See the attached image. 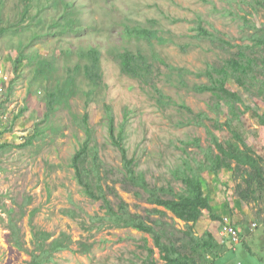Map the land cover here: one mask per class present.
<instances>
[{
	"label": "rangeland",
	"instance_id": "obj_1",
	"mask_svg": "<svg viewBox=\"0 0 264 264\" xmlns=\"http://www.w3.org/2000/svg\"><path fill=\"white\" fill-rule=\"evenodd\" d=\"M69 1L74 6L71 8L72 17L76 13L81 24L87 22L90 27L96 28V32L84 40L97 39L103 47H107V39L112 40L115 45L120 40L119 27H106L102 24L106 22L110 25L109 19H122L119 14L109 15L111 7L124 11L123 15L131 21L147 25L148 19L153 18L158 21L160 29L169 30L174 44L161 47L158 52L167 64L176 69H162L163 79L156 81L157 87L168 96V100L163 104L156 103L150 86L141 85L124 76L118 62L111 60L112 56L104 52L102 62L95 66L90 63L88 67L101 76L99 83L105 89H98L96 94H92V82L81 72L77 79L80 88H76L75 95L71 96L68 103H63L54 114H50V120L46 123L44 114L47 93L54 89L55 81L64 75L60 67L66 64L64 58L58 57L59 69L54 71L49 57L51 54H60L57 50L62 49V44L57 40L63 35L35 38L33 49H36L39 59L35 65L24 61L16 68H13L12 63L17 57L19 37L27 45L38 30L32 26L22 30V33L12 32L0 37V145L5 146L0 150V264H26L30 260L27 253L33 248L30 216L35 229L51 233L49 242L60 233H66L74 241L73 250L80 249L79 243L90 247L87 254L70 251L56 253L53 262L49 264H143L148 257V248L153 250V258L162 264L152 236L131 228L109 227L108 223H101L96 219L104 215L101 203L82 194L71 167V157L84 139V129L78 125V119L73 114L79 117L84 113L89 114L88 126L92 130L93 143L98 148V157L103 163L101 174L107 178L108 185H113L114 193L128 204L131 213L140 215L148 223L160 221L161 226L157 229H163V242L168 243L170 240L176 247H182L189 239L186 224L175 221L168 211L164 216L149 214L156 206L147 203L146 194L139 190V195L135 196V190L129 186L128 190H123L119 181L123 179V174L120 173L121 157L108 138L102 104L112 108L116 126L123 122L124 111H129L125 126L128 158H135L136 171L144 173L151 187L170 186L174 192L179 191L182 184L173 180L170 170L181 165L184 151L197 161L203 160V152H200L199 147L205 149L210 146L208 132L215 134L228 150L233 144L229 130L231 128L248 145H257L254 149L264 153V137L259 132V128L264 127V97L258 96L255 90L247 93L242 87L230 82L227 88L241 99V103L235 104L236 115H231L227 106L221 107L219 112L212 110L214 100L211 95L201 94L193 89L195 85L207 83L205 77L195 75L204 70L207 63L221 65L228 56L226 51L231 54L235 52V46H251L249 40H243L242 37L251 34L253 30H242L241 22L227 13L230 10L241 15L243 11L240 9H246V6L238 8L240 0ZM58 13L59 10L56 9H45V22L54 19ZM200 18L204 28L215 31L218 38L234 47L217 41L209 43L208 39L198 41L193 38ZM252 18L255 26L264 23L261 10ZM45 32L43 30V35ZM84 36L85 33H81L80 37ZM67 38L70 45L76 46L78 38L75 35ZM180 42L188 44L186 52L177 47L176 43ZM254 49L249 51L253 56L264 52L257 47ZM145 53L150 57L148 49ZM74 60L73 66L77 62V59ZM84 67L83 64L82 68ZM182 105L191 112L182 109ZM22 108L23 112L19 114ZM198 113H205L209 120L203 119L198 123L193 119ZM213 120L221 123L220 126H214ZM37 125L43 130L42 134L33 138L30 146H22L34 135ZM194 140H198V143ZM256 140L259 142L256 143ZM228 175L223 171L217 177L205 174V193L216 211H220L224 202L233 207L238 198L235 187L237 184L245 187L242 180H232ZM171 196L166 193L163 197ZM109 198L114 204L117 202L114 195L110 194ZM259 199L257 205L249 211L262 219L263 209L258 206L264 204V199L262 196ZM255 207L258 208V213ZM157 209L164 211L161 207ZM68 211L71 213L66 214ZM233 211V220L241 229L245 228L248 212L244 214L242 211ZM204 219H209L206 211ZM10 221L18 229L22 249L13 244ZM195 228L193 226L191 232L196 236L200 232ZM225 247L228 249L217 253V258L209 255L208 263L264 264V224L254 230L245 246L240 244L234 251ZM181 251L184 252L183 249ZM186 252H189L188 248Z\"/></svg>",
	"mask_w": 264,
	"mask_h": 264
},
{
	"label": "trees",
	"instance_id": "obj_2",
	"mask_svg": "<svg viewBox=\"0 0 264 264\" xmlns=\"http://www.w3.org/2000/svg\"><path fill=\"white\" fill-rule=\"evenodd\" d=\"M238 3L240 5L238 8L242 5L246 6L247 10L240 9L243 14L239 15L230 10L227 13L233 19L241 22L240 28L242 30L247 28L253 30L251 34L242 37L243 40H249L251 46H235L236 50L231 54L226 51L228 56L221 65L216 66L207 63L204 70L195 73L198 77H205L207 83L193 87L195 92L201 94L209 93L211 95L214 100L212 110L219 112L221 107L227 106L231 115H236L234 111L235 104L241 103V99L227 88L230 82L242 87L247 93L255 90L258 96L264 97V52H261L258 56H253L249 53V51H254L255 47L264 50V23L255 26L251 21L253 19L252 16L258 10L262 11L264 17V0H240ZM72 7L74 6L69 0H0V37H5L12 32H14L13 34L22 33V30L32 26L38 30L29 39L27 45H24L23 40L19 37L17 57L12 63L13 68H16L18 64H22L24 61L30 65H35L39 57L36 49H33V41L38 36L55 37L63 35L62 38L59 37L57 40L62 44V49L57 50L60 54L58 56L51 54L49 60L53 62V70L57 71L59 69L58 57L64 58L66 64L60 67L64 75H61L60 80L55 81L53 84L54 89L47 93L44 122L47 123L50 120V114H54L63 103H68L71 96L75 95L76 88H80L77 79L81 72L84 73L87 80H91L90 91L92 94H96L98 89H105V86L99 83L101 76L95 73L93 68L88 67L90 63L95 66L102 62V54L104 52L112 56L111 60L118 62L120 72L124 76L135 80L141 85L150 86L154 93L152 98L156 103L163 104L168 100L166 98L168 96L157 87L156 81L163 79L162 69L166 71L176 69L172 65L167 64L159 56L158 52L161 47L174 44L173 35L169 30L160 29L158 21L153 18L148 19L147 25H142L139 22L131 21L126 15H123L121 20L109 19L110 25L102 22L103 26L106 27H119L120 34L118 45L107 39L108 45L103 47L97 39L84 40L96 32V28L95 26L90 27L87 22L81 24L76 13L72 17ZM47 8L59 10V15L48 23L45 22L43 17V12ZM113 10L111 7L110 11H108L110 16L113 15ZM29 15L30 18L28 17ZM27 20L28 22H26ZM43 30L46 31L44 35ZM196 30L193 38L198 41L208 39L209 43L217 41L228 47H234L227 41L218 38L215 31H208L204 28L201 18L198 19ZM81 33H85L82 38L80 37ZM69 35H75L78 38L76 39V46L70 45L69 38L66 39ZM67 42H69V45ZM176 45L182 52H186L188 48V44L184 42L176 43ZM27 49L28 51L26 52ZM146 49L150 51V57L146 55ZM74 59H77L75 66L72 65V63L75 64ZM83 64L84 68H82ZM91 99L94 100L93 97ZM102 108L106 118L108 138L121 157L120 173L123 174V179L119 181L122 183L123 190H128V186L132 187L135 190V196H138L139 190H141L146 194L147 203L156 206L155 209L149 211V214L164 216L166 211L170 212L175 219L186 224V235L189 239L180 248L176 247L170 240L168 243L163 242V229H157L161 226L160 221L155 220L153 223H148L140 215L130 212L128 204L116 195V192L114 193L113 185H108L107 178L101 174L103 163L98 157V148L93 143L92 130L88 126L89 114L84 113L81 117L73 114V117L78 119V125L84 129V139L81 140L78 149L71 157V167L74 170V177L80 186L82 194L93 201L101 203L104 215L96 217V219L100 220L101 223H108L109 227L131 228L152 236L154 246L159 251L160 260L164 264H209L208 256L217 257L216 254L226 247L218 245L209 233H205L199 238L196 237L191 232L192 228L188 226L189 223L195 220L199 210L211 212L210 198L205 193V187L207 186L205 174L217 177L223 171L229 174L228 176L232 180H242L245 187L237 184L235 192L239 199L251 202L257 198L258 190H264V158L253 153L250 154L249 147L243 137L237 131L231 130V128L229 130L233 138V144L228 150L225 149L215 134L208 132L211 142L210 146L205 149L199 147L200 152H203V160L197 161L187 151L183 150L185 156L181 159V165L170 170L173 180L182 184L179 191L174 192L170 186L166 188L151 187L148 185L144 173L136 171L135 158H128L125 146V126L129 111H124L123 122L121 121L116 126L112 108L105 103L102 104ZM182 109L191 112L183 105ZM245 109L249 111L248 107ZM22 112L23 108L19 114ZM193 119L197 120L198 123H201L203 119L209 120L205 113H198L194 115ZM262 123L264 124V121ZM213 124L218 127L221 123L213 120ZM42 132L43 130L37 125L34 129V135L28 138L22 146H30L33 138L38 137ZM194 142L197 144L198 140H194ZM1 148H5V146L2 144L0 145V150H2ZM166 193L171 194V198H164L163 196ZM110 194L115 196L117 201L115 204L109 198ZM159 207L163 208L164 211L158 210L157 208ZM9 213L11 212L9 211ZM70 213L71 211H68L66 214ZM90 219L93 220L92 217ZM29 224L33 248L27 252L30 260L26 264L52 263L54 255L64 251L81 254H87L90 251V247L84 243H79L80 249L73 250L74 241L66 233H60L58 237L49 242L52 238L51 233L35 229L31 216L29 217ZM9 226L13 244L18 249H22V242L18 237L17 227L13 225L12 221H10ZM187 248L189 252H186ZM147 254L148 257L143 264H158V261L153 258V250L148 248Z\"/></svg>",
	"mask_w": 264,
	"mask_h": 264
},
{
	"label": "crops",
	"instance_id": "obj_3",
	"mask_svg": "<svg viewBox=\"0 0 264 264\" xmlns=\"http://www.w3.org/2000/svg\"><path fill=\"white\" fill-rule=\"evenodd\" d=\"M262 126H264V125H262ZM259 132H260V134L262 133V137H264V127H260L259 128ZM258 142L259 141L256 140V143H258ZM247 146L249 147L250 154L253 153V154L257 155V156H260L261 158H264V153H260L259 151H256L254 149V148L257 147V145L255 147H252L250 144L249 145L247 144ZM256 196H257V198L254 201H251V202H245V201L237 198V202H235V205L233 207H232V205L230 203L224 202L222 204V206L220 207V211H216V209L213 207L211 199H210V207H211V212L210 213L211 214L208 213L206 210H199L197 212V216H196L195 220L193 222L189 223L188 226L191 227V228L193 226H196L195 230H198L200 232L199 235L196 234V237L199 238V237L203 236L205 233H209V234L213 235L215 233V231L219 228V224H220L221 220L223 218H228L240 230V232L242 234V242H241V244L243 246H245L246 245V241L248 240V238L251 237V235L254 232V230H249V228H248L249 224L251 222H255V223H257V228H259L261 226V224L262 225L264 224V207H263L264 204L258 206V207H262V209H263V211H262L263 212L262 219H260L256 215H252L250 213V211H249L251 208H254L253 206L257 205L256 203H258L259 200H260L259 196H262L263 199H264V190H262V191L258 190ZM232 208H233V210H236L237 212H241L242 211L244 214H247L246 212H248L249 218L246 219V227L245 228L241 229V227L239 225H237V222L233 220L234 211L232 210ZM255 210L257 211V213L259 212L258 208H256V207H255ZM204 211L207 212V214L209 216V219H204ZM174 220L175 221H180V220L175 219V218H174ZM180 222H182V221H180ZM182 223H184V222H182ZM225 249H228V248H225ZM162 264H164V262Z\"/></svg>",
	"mask_w": 264,
	"mask_h": 264
},
{
	"label": "built area",
	"instance_id": "obj_4",
	"mask_svg": "<svg viewBox=\"0 0 264 264\" xmlns=\"http://www.w3.org/2000/svg\"><path fill=\"white\" fill-rule=\"evenodd\" d=\"M248 228L249 230H255L257 228V223L251 222ZM212 236L218 245L227 246L231 250H234L242 242L240 230L228 218H223L221 220L219 228Z\"/></svg>",
	"mask_w": 264,
	"mask_h": 264
},
{
	"label": "clouds",
	"instance_id": "obj_5",
	"mask_svg": "<svg viewBox=\"0 0 264 264\" xmlns=\"http://www.w3.org/2000/svg\"><path fill=\"white\" fill-rule=\"evenodd\" d=\"M106 1L109 2V0H106ZM109 11H110V10H109ZM123 12H124V11H121V10H113V11H112V14H113V15L119 14V16L122 17V16H123ZM118 32H119V31H118Z\"/></svg>",
	"mask_w": 264,
	"mask_h": 264
}]
</instances>
